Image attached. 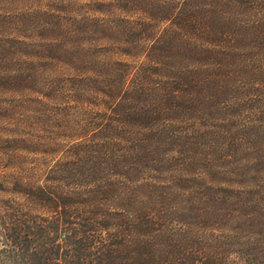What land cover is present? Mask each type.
I'll return each mask as SVG.
<instances>
[{
	"label": "trees",
	"instance_id": "1",
	"mask_svg": "<svg viewBox=\"0 0 264 264\" xmlns=\"http://www.w3.org/2000/svg\"><path fill=\"white\" fill-rule=\"evenodd\" d=\"M10 118L9 264H264V0H0Z\"/></svg>",
	"mask_w": 264,
	"mask_h": 264
},
{
	"label": "rangeland",
	"instance_id": "2",
	"mask_svg": "<svg viewBox=\"0 0 264 264\" xmlns=\"http://www.w3.org/2000/svg\"><path fill=\"white\" fill-rule=\"evenodd\" d=\"M18 117V116H15ZM20 121H18V119L14 118H10L7 120L6 123L0 121V130L2 129H17L19 126ZM22 131H28V129L21 128ZM52 131V130H50ZM7 144H5L4 139L0 137V210L4 209V201L11 199L13 197H18V195L15 193V195L11 192H6L3 188V186L1 185V181H2V176H1V172L3 171V165H5L6 163H9L10 161H4L1 160V153L5 150ZM31 156H28V161H33L31 158L32 156H36V157H41V153H37V154H30ZM27 166V165H26ZM29 167V165L27 166ZM1 212V211H0ZM8 249V246H6V243L3 241V238L0 236V264H9V262L6 261L5 256H3V254L5 253V250Z\"/></svg>",
	"mask_w": 264,
	"mask_h": 264
}]
</instances>
